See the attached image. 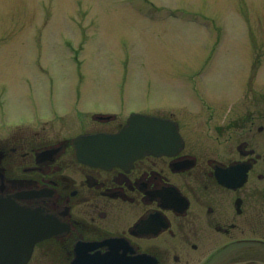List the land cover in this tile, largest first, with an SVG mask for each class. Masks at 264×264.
I'll return each instance as SVG.
<instances>
[{
    "label": "flooded vegetation",
    "instance_id": "flooded-vegetation-1",
    "mask_svg": "<svg viewBox=\"0 0 264 264\" xmlns=\"http://www.w3.org/2000/svg\"><path fill=\"white\" fill-rule=\"evenodd\" d=\"M233 98L159 115L179 146L124 166L79 162L72 144L117 131L115 116L66 139L31 125L0 133V231L26 214L50 232L25 264H264V87Z\"/></svg>",
    "mask_w": 264,
    "mask_h": 264
},
{
    "label": "rangeland",
    "instance_id": "rangeland-1",
    "mask_svg": "<svg viewBox=\"0 0 264 264\" xmlns=\"http://www.w3.org/2000/svg\"><path fill=\"white\" fill-rule=\"evenodd\" d=\"M240 87H264V0H0V133L181 118Z\"/></svg>",
    "mask_w": 264,
    "mask_h": 264
},
{
    "label": "water",
    "instance_id": "water-1",
    "mask_svg": "<svg viewBox=\"0 0 264 264\" xmlns=\"http://www.w3.org/2000/svg\"><path fill=\"white\" fill-rule=\"evenodd\" d=\"M176 126L154 116L132 114L126 124L116 133H97L78 137L73 141L77 158L85 163L99 166L125 165L145 155L170 154L178 147ZM29 226L24 231L16 225L9 235L0 233V264H23L39 234ZM41 236V235H40ZM26 254V255H25ZM5 260V261H4Z\"/></svg>",
    "mask_w": 264,
    "mask_h": 264
}]
</instances>
